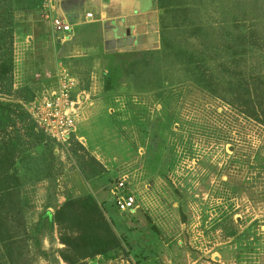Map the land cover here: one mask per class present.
I'll list each match as a JSON object with an SVG mask.
<instances>
[{"label":"rangeland","instance_id":"1","mask_svg":"<svg viewBox=\"0 0 264 264\" xmlns=\"http://www.w3.org/2000/svg\"><path fill=\"white\" fill-rule=\"evenodd\" d=\"M156 3L151 45L143 55H122L141 63L125 65L109 88L105 76L113 56L68 58L58 67L47 21L41 30H16L13 91L30 87L34 101L57 89L63 68L79 81L72 91L78 106L74 137L55 141L52 176L19 189L24 213L12 218L13 245L0 243V264H69L65 257L81 258L75 248L86 220L72 229L47 214L87 196L100 207L107 202L104 216L122 245L76 264H264V125L186 79L174 59L166 57L169 79L159 76L160 84L150 65V53L166 46L215 59L217 51L225 60L231 40L248 31L256 32L259 44L248 63L258 65L264 58V0ZM0 96L22 104L21 95ZM72 139L86 152L74 154ZM82 154L102 164L104 182L84 178ZM125 178L138 209L123 214L111 190Z\"/></svg>","mask_w":264,"mask_h":264},{"label":"trees","instance_id":"2","mask_svg":"<svg viewBox=\"0 0 264 264\" xmlns=\"http://www.w3.org/2000/svg\"><path fill=\"white\" fill-rule=\"evenodd\" d=\"M44 3L45 0H0V95L18 94L22 97L20 104L3 101L0 96V243L3 244L9 242L13 245V241L17 238L9 228H12V218L20 219L21 214L24 213V205L19 199V189L52 176L56 160L55 140L38 128L25 108V104L33 101L37 95L30 87L13 91L16 30L19 27L28 31L32 28L41 30L40 25L44 22L41 20ZM20 15L23 20L18 19ZM257 41L256 32L239 33L231 40L229 52H226L228 58L224 56L225 60L217 51L213 52L217 57L215 59L205 52L195 54L194 51L166 46V49L158 52L148 51L153 55L154 61L151 64L148 61L147 63L154 66L156 73L153 79L160 84L161 78L169 79L165 72L166 57L171 61L174 59V67L177 71L180 69L186 79L248 118L264 125V58L258 65L248 63L256 55L253 53L259 45ZM144 53L139 51L138 54ZM123 54L135 55L134 53L109 54L115 60L105 76L107 88L112 84V80L115 81L124 75L125 65L135 66L141 63V61L136 64L128 62ZM207 56L212 60L211 63L207 62ZM181 73L178 75L181 76ZM72 146L75 147L74 154L78 151L86 152L85 148L76 141ZM78 158L87 162L80 168L87 181L99 179L104 182L105 168L96 158L90 156L88 161L85 155ZM106 204L107 202H104L101 206L105 208ZM102 207L97 205L91 196H87L69 201L55 215L47 214L60 226L65 225L72 229L80 225V220H86V230L75 248L76 255L81 252L79 254L81 258L73 260L65 257L69 264L103 256L121 248L122 244L104 216ZM61 221L64 223L62 224Z\"/></svg>","mask_w":264,"mask_h":264},{"label":"crops","instance_id":"3","mask_svg":"<svg viewBox=\"0 0 264 264\" xmlns=\"http://www.w3.org/2000/svg\"><path fill=\"white\" fill-rule=\"evenodd\" d=\"M156 8V0H45L41 20L50 25L49 35L56 42L54 58L59 67L68 58L145 52L155 37L152 27L158 18ZM89 13L93 19L86 18ZM52 18L71 24L72 31L56 34ZM123 35L126 42H122Z\"/></svg>","mask_w":264,"mask_h":264},{"label":"built area","instance_id":"4","mask_svg":"<svg viewBox=\"0 0 264 264\" xmlns=\"http://www.w3.org/2000/svg\"><path fill=\"white\" fill-rule=\"evenodd\" d=\"M86 18L93 19V15L89 13ZM51 25L56 34L65 35L72 31V25L61 18H52ZM61 69L57 74V89L50 93H43L30 102L28 110L39 129L56 142L65 144L76 133L78 100L72 99V91L78 86L79 81L67 70ZM127 185V178H125L111 190L114 203L121 213L138 209L136 198L128 192Z\"/></svg>","mask_w":264,"mask_h":264}]
</instances>
